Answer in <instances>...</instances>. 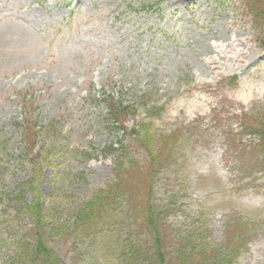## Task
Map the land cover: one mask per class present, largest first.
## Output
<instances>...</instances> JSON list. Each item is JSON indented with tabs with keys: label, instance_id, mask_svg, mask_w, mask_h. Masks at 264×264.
Masks as SVG:
<instances>
[{
	"label": "rangeland",
	"instance_id": "obj_1",
	"mask_svg": "<svg viewBox=\"0 0 264 264\" xmlns=\"http://www.w3.org/2000/svg\"><path fill=\"white\" fill-rule=\"evenodd\" d=\"M251 4L0 0V264H158L138 257L149 234L136 207L119 201L94 229L77 226L123 155L132 170L148 162L146 141L154 156L166 148L151 183L164 264H264V171L242 130L243 116L264 115V24ZM105 95L134 107L126 126L146 125L142 143L107 122ZM37 130L56 150L42 163L39 229L22 190ZM123 139L126 152L103 151ZM38 238L47 254L35 257Z\"/></svg>",
	"mask_w": 264,
	"mask_h": 264
},
{
	"label": "trees",
	"instance_id": "obj_2",
	"mask_svg": "<svg viewBox=\"0 0 264 264\" xmlns=\"http://www.w3.org/2000/svg\"><path fill=\"white\" fill-rule=\"evenodd\" d=\"M249 2H252L250 8L253 10L257 18H260L262 20V25L264 24V0H248ZM254 1V3H253ZM258 2H262L263 5L260 4V6L257 4ZM133 9H141V10H150L152 9V6H149L148 4H141L138 8ZM140 103H142L143 106H146L148 104V101H144L142 97L140 98ZM107 108L109 112L110 119L113 120V122L116 124V128L122 131L123 136L127 137L129 140H135L137 136V141L142 143L141 140L146 139L145 137H139L140 132L139 130L144 128L146 130V125L142 124L138 128V132H134V130H127L126 127H124L125 121L127 119V116L131 115L132 117L135 115L134 107L131 105H122L120 102L117 101H107ZM150 115V114H149ZM264 115L260 118L259 115L257 117H248L253 120H255V123L253 124H245L246 117L243 116L242 125H243V132H247L250 135H253L256 137L257 144H255L251 148L252 154L257 153L258 154V160L255 162L257 165H260L264 169ZM249 121V119L246 120V122ZM40 131H34L33 134L37 136H43L40 135ZM22 135V134H21ZM136 135V136H134ZM124 139L119 143L118 150L124 151L128 148L126 144H124ZM144 141V140H143ZM22 142L24 144L25 140L22 139ZM147 142V141H146ZM145 145H143V150L146 151V155L148 156V162L145 163L144 166H142L138 170H132L135 166V163H131L128 158H124L123 160L119 159L117 161L116 168L117 170L114 182L107 186L103 190H98L97 194L94 196L92 201H90L88 204L85 205V207L81 210V212L78 215V224L79 226H87L88 228H95L97 227L98 220L101 222V214L106 211L110 206H113L114 204L118 203L119 201L125 202L130 207H136L134 208L137 212L136 222H138V226L140 228H144L147 230L149 234V238L144 240V242L140 244V249L138 250V257L149 259L152 261L151 258L155 257L158 259V264H164L165 262V254L161 253V246H166V244H162V239L160 237V234L156 231L158 221L156 219L155 214L153 213L154 208L152 207V190H151V183H152V177L154 175V172L160 168L161 163L163 162L162 155L165 154L166 148L164 144L162 146H159L156 155L154 156L153 153H150L151 151L147 149ZM25 151L24 157L27 158L31 153L32 149H30L27 145H25ZM51 150L52 147L48 142H46L45 136L42 139V144L37 150L36 154L31 155L28 159L29 163L32 164V173L33 175L31 178H29L23 185V187L26 190L32 191L34 194V197L32 199V202L27 206L28 210L31 212L32 215L37 220L36 229H39V221L41 219L40 212H39V202L38 198V186L40 179L43 176V169L46 165L42 166V163H45L48 158L51 156ZM126 151V150H125ZM150 153V154H149ZM24 192V189H22ZM234 235L235 238L237 235H240L241 237L243 234L241 233L240 229L234 228ZM151 241V243H150ZM44 239L38 238V243L35 247V257L37 256H44L47 254V252L43 251L42 255L40 253V250L44 249ZM150 243L149 247H145V244ZM235 243H233L234 245ZM141 247H145L144 249L146 251H142ZM235 247V246H233ZM227 251L224 249V252L221 254V258L218 261H226L228 260L230 251H234L236 248L228 249ZM143 249V248H142ZM230 250V251H229ZM133 252H131L132 254ZM226 254V255H225ZM197 256L199 254L196 253ZM123 256V254H122ZM151 256V258H149ZM203 258L202 256H200ZM156 260V259H155ZM182 260H185L184 257ZM178 261V260H177ZM205 261V260H203ZM167 264V263H165ZM186 264V263H185ZM208 264V263H205ZM214 264V263H213ZM216 264V263H215Z\"/></svg>",
	"mask_w": 264,
	"mask_h": 264
}]
</instances>
